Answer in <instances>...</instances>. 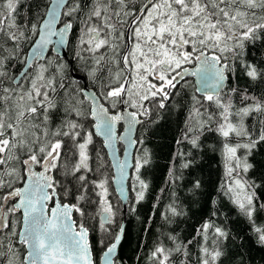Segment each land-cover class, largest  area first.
I'll return each mask as SVG.
<instances>
[{"label":"snow or ice","instance_id":"6c2138e0","mask_svg":"<svg viewBox=\"0 0 264 264\" xmlns=\"http://www.w3.org/2000/svg\"><path fill=\"white\" fill-rule=\"evenodd\" d=\"M260 155L264 0H0V264H127L150 197L135 264H253Z\"/></svg>","mask_w":264,"mask_h":264},{"label":"trees","instance_id":"16d2710c","mask_svg":"<svg viewBox=\"0 0 264 264\" xmlns=\"http://www.w3.org/2000/svg\"><path fill=\"white\" fill-rule=\"evenodd\" d=\"M68 59L72 61V66L75 68V74L81 73V66L76 64L72 59L71 52L68 53ZM81 76V75H80ZM70 77V76H69ZM71 79V78H70ZM76 85V84H75ZM175 132V125L171 131H166L163 136L157 141V143H167L166 138H170ZM168 149H165V153ZM258 163H264V155L257 156ZM166 161H160V169L156 172L154 177H151L154 185V191L157 190L163 184L164 177V165ZM218 168L216 164H213V175L215 176V170ZM207 171V169H206ZM154 200L150 197L143 204L137 206V211L135 213L126 212V230L125 239L120 248V255L126 258L127 264H135L134 257L137 252L141 249V246L151 237L152 233L155 231L156 225L159 223L158 215L149 221L151 212L153 211ZM199 217V211L194 208L191 219H188L186 223L181 225L186 233L191 232L192 228L197 225V220ZM124 218L122 209L120 213V221L122 223ZM149 221V223H145ZM150 229L145 231V229ZM251 257L253 259V264H264V249L255 247L251 248Z\"/></svg>","mask_w":264,"mask_h":264},{"label":"flooded vegetation","instance_id":"af4514ba","mask_svg":"<svg viewBox=\"0 0 264 264\" xmlns=\"http://www.w3.org/2000/svg\"><path fill=\"white\" fill-rule=\"evenodd\" d=\"M82 68V67H81ZM72 74H75V72L74 71H71L70 70V72H69V76H70V78L71 79H73L72 78ZM77 74V73H76ZM79 75H81L83 78H84V80H85V85L82 83V82H80V81H75V84H76V86L77 87H86L87 89H90V90H94V87H93V83H92V81L88 78V76H87V73H86V71L82 68V70H81V73L79 74Z\"/></svg>","mask_w":264,"mask_h":264},{"label":"water","instance_id":"95a60500","mask_svg":"<svg viewBox=\"0 0 264 264\" xmlns=\"http://www.w3.org/2000/svg\"><path fill=\"white\" fill-rule=\"evenodd\" d=\"M72 78H73V80H75V81H80V82H82L84 85H85V80H84V78L82 77V76H80V75H78V74H72ZM86 86V85H85ZM84 88H86V87H84ZM87 89V88H86ZM88 90H90V89H88ZM122 212H123V215H124V218H123V221H122V223L124 224V227H125V230H126V209L125 208H122ZM122 243H123V241H122ZM122 245V244H121Z\"/></svg>","mask_w":264,"mask_h":264}]
</instances>
